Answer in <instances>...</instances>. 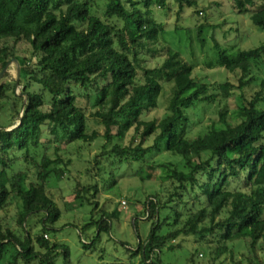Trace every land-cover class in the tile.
Returning a JSON list of instances; mask_svg holds the SVG:
<instances>
[{
	"label": "trees",
	"instance_id": "1",
	"mask_svg": "<svg viewBox=\"0 0 264 264\" xmlns=\"http://www.w3.org/2000/svg\"><path fill=\"white\" fill-rule=\"evenodd\" d=\"M175 1L180 13L186 7L200 13L196 0ZM230 2L264 32V0ZM167 8V0H0V73L13 60L21 66L18 87L11 67L0 83V213L15 205L22 230H0V264L69 258L68 246L53 243L49 227L61 216L53 184L72 164L60 150L98 140L105 142L101 156L111 157L119 172L135 166L141 182L169 184L165 200L154 194L146 202V217L154 221L138 251L146 264L164 248L174 249L181 236L203 242L213 263L227 254L234 258L237 244L248 243L247 264H264V77L256 75V66L264 68V44L239 49L233 58L217 45L216 66L238 76V85L211 84L164 46L167 30L156 11ZM18 45H27L31 56L19 55ZM162 50L163 63L149 67L147 59ZM250 87L257 90L248 98ZM232 101L238 105L234 124L228 119ZM161 102L163 117L148 119ZM210 110L218 123L194 135ZM82 190L76 200L98 194V183ZM163 209L172 212V223L171 216L160 220ZM111 219L99 222V233L110 232ZM39 226L40 234L34 231Z\"/></svg>",
	"mask_w": 264,
	"mask_h": 264
},
{
	"label": "rangeland",
	"instance_id": "2",
	"mask_svg": "<svg viewBox=\"0 0 264 264\" xmlns=\"http://www.w3.org/2000/svg\"><path fill=\"white\" fill-rule=\"evenodd\" d=\"M196 1L197 10L200 11L198 14L196 9L188 7L180 13V6L175 0H167L166 10L156 11L157 19L165 24L167 30V45L165 43L164 46L179 52L184 61L194 67L195 77L211 84L230 81L238 85V76L216 66L220 58L216 46L226 50L229 57H237L239 49L251 50L263 45L264 32L253 25L248 15L238 14L232 10L230 0ZM196 28H202L201 33L197 32ZM17 51L23 57L31 56L27 45H18ZM165 58L166 53L162 50L155 58L149 57L147 65L154 68L161 65ZM10 67L12 81L17 77V70L15 71L12 65ZM256 69H258L256 75L259 78L264 77V68L256 66ZM256 90L255 87H250L245 94L250 98ZM17 92L21 95L22 87L18 88ZM237 108L235 101L229 103L228 119L232 124L238 120ZM88 110L94 112L97 109L92 111L89 107ZM165 110L166 104L161 102L157 109L147 114V118L161 119ZM3 114L6 124L8 119L6 110ZM201 116L202 124L193 127L194 135L204 126L219 121V115L215 110L205 111ZM94 128L102 133L101 127ZM132 134L133 130H130L121 143L129 145ZM103 144L104 140H98L91 145L74 143L61 146L60 153L64 160L71 159L72 164L68 166L65 178L60 183L53 184L52 191L60 206L61 216L59 220L49 223V227L53 229L52 242L68 246L70 256L69 258L61 256L56 264H146L138 252L154 225L153 219L146 217V202L154 194L162 196L165 200L169 184L160 180L141 182L139 177L134 175L135 166L134 169L126 168L119 172L118 166H111L113 162L111 157L101 156ZM112 148L113 143H110L106 152L109 153ZM53 151L54 146L51 145L50 153ZM86 170H89L87 175ZM95 182L98 183L99 193L88 196L90 203L88 198L84 201L75 199L78 190H81L84 196L83 187ZM110 216L112 217L109 220L110 232L99 233V222ZM168 216H171L172 223V212L168 209L160 211L161 221ZM90 222L93 224L88 226ZM168 229L169 227L165 226L163 233ZM0 230L3 232L13 230L17 235H21L15 205L7 207L0 213ZM34 231L40 234L42 229L39 226L35 227ZM248 245L237 244L234 258L227 254L213 263V256L204 248L206 246L203 242H195L190 236H181L173 244L174 249L166 247L161 253L154 255L152 260L153 264H236L234 262L236 260L247 264L242 254H248ZM259 256L263 258L264 252L260 251ZM6 260L4 258L3 263Z\"/></svg>",
	"mask_w": 264,
	"mask_h": 264
},
{
	"label": "water",
	"instance_id": "3",
	"mask_svg": "<svg viewBox=\"0 0 264 264\" xmlns=\"http://www.w3.org/2000/svg\"><path fill=\"white\" fill-rule=\"evenodd\" d=\"M15 64L16 65V69H17V77H16V81H17V87L19 85V81H20V78H21V66L19 64V61L18 60H13L12 62H9L6 67L3 69V71L0 73V83L3 81V78L5 76V74L7 73L8 69L10 68V66L12 64ZM25 98L27 99V96H25Z\"/></svg>",
	"mask_w": 264,
	"mask_h": 264
},
{
	"label": "built area",
	"instance_id": "4",
	"mask_svg": "<svg viewBox=\"0 0 264 264\" xmlns=\"http://www.w3.org/2000/svg\"><path fill=\"white\" fill-rule=\"evenodd\" d=\"M123 204H125V202H123Z\"/></svg>",
	"mask_w": 264,
	"mask_h": 264
}]
</instances>
